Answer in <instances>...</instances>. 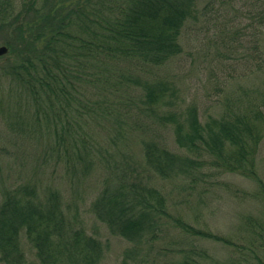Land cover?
Returning a JSON list of instances; mask_svg holds the SVG:
<instances>
[{
  "label": "trees",
  "instance_id": "trees-1",
  "mask_svg": "<svg viewBox=\"0 0 264 264\" xmlns=\"http://www.w3.org/2000/svg\"><path fill=\"white\" fill-rule=\"evenodd\" d=\"M195 1L0 0V34L8 49L0 57L12 61L9 73L26 96L33 102L42 101L36 112L61 123L55 135L69 132L79 141L83 139L74 145L76 150L88 152L91 143L85 141L86 134L78 125H70L68 117L90 108L122 125L119 115L106 104L111 89L115 93L123 85L127 92L119 94L121 101L128 105L139 101L155 119L162 116L153 106L164 100V85L142 81L131 68L138 71L141 65L155 66L181 52L180 32L195 9ZM135 87H140L138 96L133 94ZM89 88L90 96H95L91 103L84 99ZM253 113L259 115L257 119L264 115L259 109ZM75 118L76 122L78 116ZM163 118L175 124L178 150L143 139L144 167L134 168H148L163 179L191 176L210 159L216 167L256 181L262 208L259 216H243L239 226L245 234L243 242L222 239L172 216L162 191L142 181L137 169H127L121 163L113 167V176L106 180L91 208L112 233L131 242L122 264L142 263L139 254L157 238L167 218L187 234L229 245L233 256L226 264H264V180L254 167L261 129L251 111L227 112L204 123L195 108L185 115L168 113ZM72 222L56 191L43 197L32 183L5 189L0 199V264H27L21 235L33 247L38 264H98L102 242ZM185 260V264H197L189 257Z\"/></svg>",
  "mask_w": 264,
  "mask_h": 264
},
{
  "label": "rangeland",
  "instance_id": "rangeland-1",
  "mask_svg": "<svg viewBox=\"0 0 264 264\" xmlns=\"http://www.w3.org/2000/svg\"><path fill=\"white\" fill-rule=\"evenodd\" d=\"M194 8L180 32L179 54L155 66L141 65L138 71L131 68L142 81L164 85V100L153 106L162 116L155 119L139 101L132 105L121 101L119 94L127 92L123 85L118 92L111 89L106 104L119 115L122 125L90 108L68 117L70 125H78L86 134L85 141L91 143L88 152L76 150L74 145L83 139L79 141L69 132L55 135L61 123L36 112L42 101L33 102L26 96L9 73L12 61L0 57V199L5 189L25 183L34 184L43 197L58 192L72 223L102 242L98 264H122L131 242L112 233L96 217L91 204L113 176V167L121 163L127 169L144 167L143 139L178 150L175 124L163 118L168 113L185 115L195 108L204 123L227 112L251 111L261 129L254 167L264 180V115L257 119L259 115L253 113L256 109L264 113V0H196ZM0 45H6L1 34ZM134 90L138 96L140 87ZM90 92L89 88L84 96L87 103L95 97ZM118 128L121 132H116ZM207 160L191 176L163 179L148 168L134 169L142 181L162 191L172 216L239 244L245 236L239 231L243 216L260 215L257 183ZM166 221L157 238L139 254L141 264H185L187 257L197 264H226L233 256L232 248L221 240L187 234L171 218ZM21 245L27 264H38L24 235Z\"/></svg>",
  "mask_w": 264,
  "mask_h": 264
},
{
  "label": "water",
  "instance_id": "water-1",
  "mask_svg": "<svg viewBox=\"0 0 264 264\" xmlns=\"http://www.w3.org/2000/svg\"><path fill=\"white\" fill-rule=\"evenodd\" d=\"M7 47L5 45H0V55H3L7 52Z\"/></svg>",
  "mask_w": 264,
  "mask_h": 264
}]
</instances>
